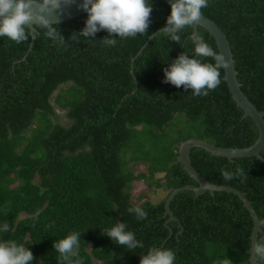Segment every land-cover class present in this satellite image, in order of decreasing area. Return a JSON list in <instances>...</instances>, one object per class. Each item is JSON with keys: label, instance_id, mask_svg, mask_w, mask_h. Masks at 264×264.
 <instances>
[{"label": "trees", "instance_id": "obj_1", "mask_svg": "<svg viewBox=\"0 0 264 264\" xmlns=\"http://www.w3.org/2000/svg\"><path fill=\"white\" fill-rule=\"evenodd\" d=\"M152 3L148 33L123 40L113 34L114 47L100 43L106 30L79 35L87 13L54 24L63 43L36 24L30 50L29 29L19 44L0 37V242L30 249L29 264H140L151 246L174 251L173 264H251L252 218L233 193L181 190L169 203L174 219L164 215L174 188L196 184L176 159L184 140L246 147L256 136L231 98L223 68L220 84L206 96L164 82L172 60L195 57L193 28L177 33L180 43L161 34L142 47L171 12L168 0ZM201 13L226 35L240 89L264 112V0H208ZM197 34L219 54L210 34L199 28ZM260 156L228 160L200 149L190 158L210 182L245 192L262 221L257 241L264 238V148ZM138 164L146 171L135 172ZM237 167L243 177H220L222 169ZM136 180L165 196L134 203ZM129 206L147 218L136 219ZM116 223L144 248L129 251L102 234ZM74 231L79 249L74 245L64 260L53 243ZM255 260L264 264V252L256 251Z\"/></svg>", "mask_w": 264, "mask_h": 264}, {"label": "clouds", "instance_id": "obj_2", "mask_svg": "<svg viewBox=\"0 0 264 264\" xmlns=\"http://www.w3.org/2000/svg\"><path fill=\"white\" fill-rule=\"evenodd\" d=\"M168 3L171 12L166 24L153 35L163 34L169 37V40L180 43L177 33L197 25L202 18L201 9L208 6V0H168ZM60 7L61 0H0V37H8L19 44L28 39V29L36 24L37 27L47 28V37L59 38L63 43V37L49 19L50 15H44L45 11L50 14ZM79 7L87 12L85 27L80 30L79 35L94 37L97 32L106 30L109 35L100 43L108 47H114L117 43L113 34L123 40L148 33L153 11L152 0H83ZM76 38V34H73L72 39ZM190 39L194 45L195 57L189 58L187 54L182 53L172 60L168 67L163 69L164 82L178 88L184 86L185 90L191 89L194 96H206L220 84L219 69L227 67V64L225 57L216 53L201 35L193 31ZM205 58H211L215 63H205ZM243 176L244 172L240 167L234 172L226 169L220 171V177L224 181ZM127 211L135 213L138 220L147 218L146 211L140 207L129 206ZM125 228V224L116 223L110 228L102 229V234L115 244L126 246L129 251L143 249L144 244L136 239L135 233L125 231ZM8 230L9 225L5 222L3 231ZM79 237L80 233L74 231L55 241L53 248L62 259L67 260L65 254L72 252L74 245L79 249ZM256 251L264 252V238L256 242ZM174 258L175 253L171 249L151 246L146 254L142 255L140 264H173ZM31 261H34V256L30 249L18 245L13 240L0 242V264H29ZM217 264H230V261L224 259Z\"/></svg>", "mask_w": 264, "mask_h": 264}, {"label": "water", "instance_id": "obj_3", "mask_svg": "<svg viewBox=\"0 0 264 264\" xmlns=\"http://www.w3.org/2000/svg\"><path fill=\"white\" fill-rule=\"evenodd\" d=\"M42 2V0H41ZM83 3V0H61V7L56 11L51 12L50 14L45 11L44 15L49 16V19L52 20L53 24L61 23L67 21L71 18L79 16L81 14L87 13L83 9L79 7L80 4ZM35 24L32 25L31 29H29L30 34V42L28 49L30 50L34 39H35ZM197 28L202 31L210 34L216 43L219 54H222L225 57V61L227 67L223 68V80L226 82L228 90L230 92L231 98L235 101L236 105L240 107L243 111V117H246L250 120L256 138L252 142L251 145L246 147H221L216 146L212 143H209L205 139L192 137L184 140L178 149L177 161H180L183 165V169L187 172V174L195 181L196 184H186L178 188H174L164 202V215H168L167 221L173 220L174 216L172 211L169 208V203L173 199V197L181 190H191L193 191L195 196H198L205 191H209L211 195L214 194L215 191H226L231 192L234 195L238 196L242 201L243 206L248 210L251 218H252V230L250 235V255L249 261L251 264H259L255 260V252H256V242L258 233L261 231V224L257 217L256 211L254 210L250 200L246 197L245 192L239 190L236 187L224 185V184H215L210 182L207 178L202 176L192 165L191 156L197 150L204 149L212 155L223 156L228 158V160H232L236 157H248V156H256L261 158L260 150L264 148V112L257 110L255 105L248 99V97L242 92L240 89V82H238L236 78L237 71L235 70V64L233 59V54L231 52L228 40L226 35L221 30V28L210 18L202 14L201 20L193 27V31L197 33ZM161 29H158L154 33H158ZM152 33L148 40L145 41L144 47L149 39H151L154 35ZM193 34V33H192ZM142 49V48H141ZM141 49L137 52L139 54ZM135 57V56H134ZM133 57V59H134ZM132 59V60H133Z\"/></svg>", "mask_w": 264, "mask_h": 264}, {"label": "rangeland", "instance_id": "obj_4", "mask_svg": "<svg viewBox=\"0 0 264 264\" xmlns=\"http://www.w3.org/2000/svg\"><path fill=\"white\" fill-rule=\"evenodd\" d=\"M61 113V110H59ZM135 172L137 171H146V168L142 165L140 166L139 164L134 166ZM158 174L157 176H159ZM165 191L163 190H157L154 191L152 189H148L145 182L143 180H136L132 182V187H131V198L134 203H140L146 199L151 200L153 202L159 201L161 198L165 196ZM95 264H100V262L95 260Z\"/></svg>", "mask_w": 264, "mask_h": 264}]
</instances>
